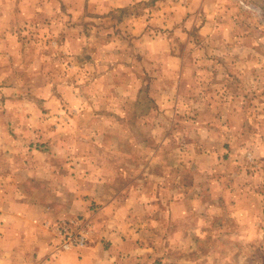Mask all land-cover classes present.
<instances>
[{"label": "rangeland", "instance_id": "obj_1", "mask_svg": "<svg viewBox=\"0 0 264 264\" xmlns=\"http://www.w3.org/2000/svg\"><path fill=\"white\" fill-rule=\"evenodd\" d=\"M253 1L264 5L263 0ZM244 2L239 4L252 10ZM37 6L38 15L16 24L13 36L17 43H0V136L25 135L28 143V148L13 143L14 150L41 148L45 143L38 139L43 135L74 137L73 151L80 155L90 151L93 169L102 163L115 171L105 174L119 186L132 184L127 179L137 169L146 168L152 155L170 166L181 152L191 157L204 152L208 153L204 168L227 171L228 182L239 186L238 201L244 202L247 185L253 191L259 188L255 198L264 199V142H226L218 134L226 131L219 121L230 122L233 113L201 110L204 100H228L223 94L228 69L232 76L240 75L238 88L244 85L243 89L254 90L258 81L249 80L250 74L264 68L250 57L264 53L260 43H196L200 39L194 24L199 0H141L109 13L105 12L112 7L109 0H42ZM257 14V24L264 26V15ZM160 37L171 43H146ZM188 39L190 43H185ZM182 52L188 54L187 65L181 61ZM207 55V64H197ZM207 81L215 84L207 90L217 97L201 98L207 92L201 85ZM250 100L248 117L253 120L254 96ZM156 102L169 108L155 109L147 117V106ZM148 121H155L153 129L147 127ZM169 127L173 131L164 142ZM252 131L259 132V128ZM152 133L154 138L146 139ZM5 146L1 143L0 149ZM63 147L60 152L69 151ZM154 166L155 162L150 167ZM226 210L222 207L219 214ZM258 211L264 215V200ZM226 242L220 240L221 250L228 252L222 245Z\"/></svg>", "mask_w": 264, "mask_h": 264}, {"label": "crops", "instance_id": "obj_2", "mask_svg": "<svg viewBox=\"0 0 264 264\" xmlns=\"http://www.w3.org/2000/svg\"><path fill=\"white\" fill-rule=\"evenodd\" d=\"M41 1L0 0V43H17L13 36L18 29L16 24L27 23L38 15L37 3ZM135 1L141 0H109L112 7L105 12ZM241 1L252 10L242 7ZM256 11L264 15V5L253 0H199L194 24L200 39L196 43H260V48H264V26L257 24ZM146 43L171 42L160 37ZM262 52L260 57L250 58L259 60L264 68ZM181 58L187 65L188 54L182 52ZM208 58L197 64L203 67ZM184 75L185 70L181 71L179 84ZM225 76L228 82L223 94L228 100H204L201 110L233 113L230 122L219 121L226 131L218 134L226 142L262 144L264 70L250 74L249 80L258 81L253 87L256 91L243 89L244 85L238 88L236 80L240 75L232 76L230 69ZM213 85L207 81L201 87L207 90ZM211 92L199 94L203 99L217 97ZM243 95L249 99L244 100ZM253 96L256 107L254 119L250 120L248 108ZM147 108L150 117L155 109L163 111L169 107L156 102ZM154 124L155 121H148L147 127L153 129ZM252 128H259V132ZM172 131L169 127L164 142ZM149 136L154 138V133L146 139ZM26 140L25 135L0 136V144L7 145L0 149V264H264V215L258 211L264 199L255 198L259 188L253 191L251 185L245 186L244 202L238 201L239 186L228 182L227 171L204 168V154L208 153L195 152L191 157V153L181 152L170 166L152 155L146 168L137 169L134 176L129 171L130 186H119L105 174L115 171L105 169L102 163L93 169L90 151L81 155L73 151L74 137L66 140L43 135L38 140L45 145H38L33 151H28ZM13 143L25 145L27 151L14 150ZM60 145L69 151L60 152L64 148ZM189 160L195 161V167ZM154 162L155 166L150 167ZM120 176L123 179L122 173ZM230 178L235 181L234 176ZM222 207L227 210L219 214ZM73 218L89 222V240L83 247L63 250L56 225ZM220 240H227L222 245L228 252L221 250ZM235 247L237 251L233 252Z\"/></svg>", "mask_w": 264, "mask_h": 264}, {"label": "built area", "instance_id": "obj_3", "mask_svg": "<svg viewBox=\"0 0 264 264\" xmlns=\"http://www.w3.org/2000/svg\"><path fill=\"white\" fill-rule=\"evenodd\" d=\"M89 222L82 218L64 220L56 225L60 236V248L71 250L88 243Z\"/></svg>", "mask_w": 264, "mask_h": 264}]
</instances>
